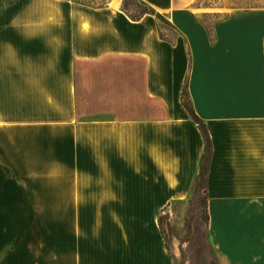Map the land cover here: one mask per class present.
I'll return each instance as SVG.
<instances>
[{
    "label": "crops",
    "instance_id": "crops-1",
    "mask_svg": "<svg viewBox=\"0 0 264 264\" xmlns=\"http://www.w3.org/2000/svg\"><path fill=\"white\" fill-rule=\"evenodd\" d=\"M138 1L176 37L118 3L0 0V264H168L156 212L183 219L204 150L185 85L212 148L209 242L221 264L264 260V9L228 11L211 43L197 0ZM81 64L158 115L80 117Z\"/></svg>",
    "mask_w": 264,
    "mask_h": 264
},
{
    "label": "rangeland",
    "instance_id": "rangeland-1",
    "mask_svg": "<svg viewBox=\"0 0 264 264\" xmlns=\"http://www.w3.org/2000/svg\"><path fill=\"white\" fill-rule=\"evenodd\" d=\"M75 2L82 3L90 7H103L106 5H114L115 3L120 4L121 10L125 5L127 14L131 18L141 19L145 16L152 17L156 23V26L160 30L162 38L167 41H171L176 34L173 30L161 23L157 15L154 12H150L139 5L135 0H73ZM202 7L214 10L216 15L212 17L205 18L208 25L211 26L215 21L225 17L228 11L233 10L234 6H245V5H264V0H200ZM98 67L89 64H81L76 68V78L78 87V115L80 117H88L92 115H97L101 113L102 115L112 117H147L151 115H158V112L147 111L143 105H130L119 103L117 98L110 97V93L104 95L97 88L98 79ZM127 93L121 94V96ZM113 114V115H111ZM200 215V212H198ZM184 218V217H183ZM156 235L157 242L156 245L160 244L164 247L166 251V256L168 258V264H202L199 263L188 248V244L182 243L184 237L183 232V219H180L178 212H156ZM209 241V240H208ZM164 244V245H163ZM210 244V242H209ZM211 245V244H210ZM167 247V250L165 248ZM256 264H264V260L256 259L254 262ZM203 264H221L218 258L214 254L205 260ZM248 264V262L246 263ZM255 264V263H254Z\"/></svg>",
    "mask_w": 264,
    "mask_h": 264
},
{
    "label": "trees",
    "instance_id": "trees-1",
    "mask_svg": "<svg viewBox=\"0 0 264 264\" xmlns=\"http://www.w3.org/2000/svg\"><path fill=\"white\" fill-rule=\"evenodd\" d=\"M124 3V0H122ZM139 5L146 8L149 13L153 12L147 5L141 3L138 0H135ZM78 4L84 5L82 3L76 2ZM197 5L201 6L200 0H197ZM86 6V5H84ZM234 6V9H264V5L259 6H252V5H245V6H238V5H232ZM90 7V6H88ZM202 7V6H201ZM91 8H100V7H91ZM205 8H208L205 6ZM122 12L133 22H138L141 19L131 18L127 14V10L125 9V5L123 6ZM144 15H151L150 14H144ZM158 20L169 26V24L160 16L157 15ZM206 17H203L200 19V24L204 27L206 30L211 43L214 42L213 36H212V29L211 26L208 25L205 21ZM222 20L219 19L215 21L214 23ZM170 27V26H169ZM161 37V36H160ZM181 105L186 111L190 121H192L199 129L203 143H204V150L203 154L200 160V164L198 166V171L196 173V176L193 180V183L191 185L189 198L186 204V210L183 218V232L184 237L182 239V243L188 244V248L191 250L194 259L199 261V263H205V260L211 257L214 254L213 247L209 244L208 239V224H209V216L207 211V176L209 172L210 167V160H211V142L210 138L208 136L207 130L195 114L192 111L191 104L188 98L186 85L182 90L181 94ZM200 212V215L198 214ZM166 250L167 247L165 246Z\"/></svg>",
    "mask_w": 264,
    "mask_h": 264
}]
</instances>
